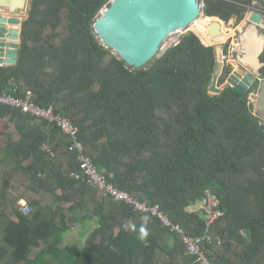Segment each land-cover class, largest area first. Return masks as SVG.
<instances>
[{"label":"trees","instance_id":"obj_1","mask_svg":"<svg viewBox=\"0 0 264 264\" xmlns=\"http://www.w3.org/2000/svg\"><path fill=\"white\" fill-rule=\"evenodd\" d=\"M107 1L29 0L17 61L0 65V93L30 91L53 106L108 182L158 205L186 234L204 233L202 210L189 207L210 189L224 213L209 225L205 254L264 264V125L246 94L207 92L215 51L194 28L143 67L127 65L92 26ZM198 2L207 20L224 21L242 15L238 2L251 5ZM71 143L46 120L0 104V264H197L157 216L88 184ZM87 219L95 227L83 245L60 246L62 232Z\"/></svg>","mask_w":264,"mask_h":264},{"label":"water","instance_id":"obj_2","mask_svg":"<svg viewBox=\"0 0 264 264\" xmlns=\"http://www.w3.org/2000/svg\"><path fill=\"white\" fill-rule=\"evenodd\" d=\"M25 1L0 0V7L8 8L10 13L21 11ZM252 4L256 6L258 0H253ZM259 9L250 13L249 18L255 24L260 22L262 16ZM199 12L198 0H108L98 11L92 26L97 39L104 46L112 49L127 65L140 68L156 55L168 34L187 27ZM209 17L214 20L206 27L207 36L211 41H221L224 34L219 28V19ZM21 22L20 17L0 15V65L15 64L17 61ZM255 24H248L239 34L238 59L252 65L257 73L261 64L258 55L264 47V33L258 32ZM215 57L216 65L208 88L210 92L218 93L219 88L215 84L222 67L220 48H217ZM244 87L243 83L236 86L239 91ZM254 104L257 114L264 118V80L260 83Z\"/></svg>","mask_w":264,"mask_h":264},{"label":"built area","instance_id":"obj_3","mask_svg":"<svg viewBox=\"0 0 264 264\" xmlns=\"http://www.w3.org/2000/svg\"><path fill=\"white\" fill-rule=\"evenodd\" d=\"M260 25L264 28V10L262 11ZM30 95V91H26L24 97L3 91L0 93V104L19 108L25 113L44 119L58 127L61 132L69 135L72 138L71 148L76 149L78 152L79 167L83 178L88 184L96 188V190L101 191L103 194L111 196L114 200L123 201L138 211L150 212L151 215L157 216L163 226L169 228L171 231L177 232L186 250L193 255V261L197 264H217L208 258L201 247V243L204 240L210 241V235L208 234L209 225L224 213V210L219 205L220 201L218 197L210 189H205L200 198V207L205 217L204 233L197 236L186 234L179 224L173 223L170 218L158 208V205H147L143 202H139L128 192L120 190L112 183L108 182L106 176L96 167L90 157L83 153L82 143L77 139L78 127L66 116L54 111L53 106L49 105L43 107L31 101ZM71 175L74 177L79 176L76 172H71ZM18 202L20 205L19 209L22 213H28L29 206L25 200L20 199Z\"/></svg>","mask_w":264,"mask_h":264},{"label":"flooded vegetation","instance_id":"obj_4","mask_svg":"<svg viewBox=\"0 0 264 264\" xmlns=\"http://www.w3.org/2000/svg\"><path fill=\"white\" fill-rule=\"evenodd\" d=\"M252 1L253 0H251V5L238 2V4L244 7V9L242 10V15L241 16L234 15L231 17L233 18V21L231 23L232 27L228 28L230 32H228L227 34L223 33L225 35H223L224 38L222 39V44L219 47L222 53V67H221V72L215 84V86L219 88V92L218 93L210 92L208 88L209 84L207 85V92L209 94H219L226 87L237 89L236 88L237 84L243 83L245 87L240 92L246 94L247 102L252 105L253 113L257 116L259 123L264 125V118L257 114L255 110V104H254L259 88H260V83L262 80H264V73H263L264 47H263L262 52L258 55V61L261 62V64L257 69V73L256 71H254V67L252 65H250L249 63H242L238 59V48H240L239 34H241L244 31V29L246 28L248 24L250 23L255 24L249 18L250 13L253 10H256L257 8H260L259 10L261 12L264 10V3H263L264 0H258V4L256 5L257 8H255V5L252 4ZM231 18L226 21L220 18L218 19H219V22L222 24V26H224L225 23L227 24V22L231 20ZM255 25L257 27L258 32L264 33V28L260 25V22L256 23ZM210 42L211 40H209L208 43ZM214 51H215V48H214ZM215 56H216V51H215Z\"/></svg>","mask_w":264,"mask_h":264},{"label":"rangeland","instance_id":"obj_5","mask_svg":"<svg viewBox=\"0 0 264 264\" xmlns=\"http://www.w3.org/2000/svg\"><path fill=\"white\" fill-rule=\"evenodd\" d=\"M28 1H26V4L24 6V8L21 10V11H15V12H9L8 9L5 10L6 14L7 15H10V16H13V17H20L21 20H24L27 16V10H28V7H29V4H28ZM255 8H257L255 6ZM263 9V8H262ZM205 15L202 13V11L200 10L199 14L196 16V18L194 20H192L187 27L185 28H182V29H177V30H174L173 32H171L170 34H168L164 39L163 41L161 42L158 50H157V53L156 55H159L160 53H162L164 51V49L166 47H168L169 45L173 44L177 39L178 37L183 34L184 32L188 31V30H193L192 28L196 29L200 34L204 35L203 31L199 30L197 28V26H200V23H205ZM214 18H212V21H213ZM211 21V20H210ZM232 21H233V18H231V20H229L227 22V24L225 23V27L221 25V28H223V33L227 34L229 31V27H232ZM229 23V24H228ZM209 24V23H208ZM224 34V35H225ZM211 40V39H209ZM209 42V41H208ZM212 42V43H211ZM210 43H208L209 45H213V47L215 48V51L217 50V48L220 47V45L222 44V40L221 41H217V42H214V41H211ZM133 197V196H132ZM135 198V197H134ZM136 200H138L137 198H135ZM139 202H143L147 205H152V204H149V203H146L144 201H140L138 200ZM18 206L19 205V202H18ZM201 201L200 200H197L195 203H193L192 205H190L189 209L190 210H197V209H201ZM202 210V209H201ZM142 212V211H141ZM143 213H149L150 212H143ZM88 229V227H87ZM76 233H78V226H75L72 227L70 229V231L68 232L69 235H75ZM85 242V241H84ZM83 242V243H84ZM76 243V242H75ZM82 243V240L78 242V245H83ZM77 244V243H76ZM50 264H53L54 261L53 260H49Z\"/></svg>","mask_w":264,"mask_h":264},{"label":"crops","instance_id":"obj_6","mask_svg":"<svg viewBox=\"0 0 264 264\" xmlns=\"http://www.w3.org/2000/svg\"><path fill=\"white\" fill-rule=\"evenodd\" d=\"M26 1L24 2L25 4H26ZM6 9H8V8L0 7V15L5 16V17H12V16L6 14V12H5ZM200 27L203 31L205 24L200 23ZM222 30H223V28H222ZM74 225L78 226V233H76L75 235H69L68 232L70 231V229L72 227H74ZM87 227H88V229H87ZM94 227H95V220L94 219H87L83 223H74L69 229L62 232L61 238H60V243H59L60 246L74 245L76 243H77L76 244L77 246H80V245H78V242L82 240V243H83L85 241L87 235L89 234V232Z\"/></svg>","mask_w":264,"mask_h":264},{"label":"bare ground","instance_id":"obj_7","mask_svg":"<svg viewBox=\"0 0 264 264\" xmlns=\"http://www.w3.org/2000/svg\"><path fill=\"white\" fill-rule=\"evenodd\" d=\"M205 20V27H204V30H203V33H204V38L207 40V41H209V38H208V36H207V33H206V27H207V25H208V23L209 22H211L210 20H207L206 18L204 19ZM214 20V19H213ZM220 23V22H219ZM220 29H221V31H223L222 30V28H221V23H220V27H219Z\"/></svg>","mask_w":264,"mask_h":264},{"label":"clouds","instance_id":"obj_8","mask_svg":"<svg viewBox=\"0 0 264 264\" xmlns=\"http://www.w3.org/2000/svg\"><path fill=\"white\" fill-rule=\"evenodd\" d=\"M24 200V199H23Z\"/></svg>","mask_w":264,"mask_h":264}]
</instances>
